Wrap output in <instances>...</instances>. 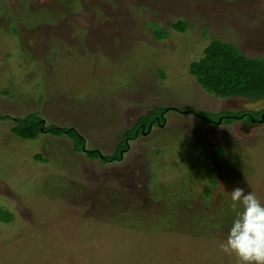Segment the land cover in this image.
Returning <instances> with one entry per match:
<instances>
[{
    "label": "rangeland",
    "instance_id": "1",
    "mask_svg": "<svg viewBox=\"0 0 264 264\" xmlns=\"http://www.w3.org/2000/svg\"><path fill=\"white\" fill-rule=\"evenodd\" d=\"M216 39L264 60V0H0V113L121 155L1 120L0 264H237L220 245L232 189L264 201V126L185 114L241 110L190 72ZM157 109H172L163 126L123 140Z\"/></svg>",
    "mask_w": 264,
    "mask_h": 264
},
{
    "label": "trees",
    "instance_id": "2",
    "mask_svg": "<svg viewBox=\"0 0 264 264\" xmlns=\"http://www.w3.org/2000/svg\"><path fill=\"white\" fill-rule=\"evenodd\" d=\"M154 26L156 27L158 38L166 39L168 37L169 33L166 29L156 24ZM172 27L177 32L185 33L189 28V24L177 22ZM190 72L206 91L219 98L244 97L254 101L264 98V60L249 58L240 53L235 45L225 43L219 39L213 40L204 50L203 56L191 63ZM163 111L162 109H157L153 112L161 114ZM185 112L199 118H209L206 114L197 110H185ZM9 119L17 122L15 132L23 139H37L42 133L54 134L56 137L66 135L69 138L81 141V147L75 148L77 153L94 154L92 159H101L103 162L121 158L120 153L119 155L117 153L113 157H101L99 151H86V148L83 150L85 139L76 129L57 125L45 128L43 120L36 113L25 118H13L12 116H5L0 113V121ZM147 119V115L142 116L134 128L127 130L123 140H133L131 138L140 137L143 124L146 125V131L149 129L151 123L156 124V116L151 121L149 120L150 122L148 123H146ZM161 122H164V119ZM42 128H44V131H42ZM131 130L137 133L132 137H128V135L131 136ZM126 147L128 148L129 145ZM207 192V190L204 191L206 198L211 196V193Z\"/></svg>",
    "mask_w": 264,
    "mask_h": 264
},
{
    "label": "clouds",
    "instance_id": "3",
    "mask_svg": "<svg viewBox=\"0 0 264 264\" xmlns=\"http://www.w3.org/2000/svg\"><path fill=\"white\" fill-rule=\"evenodd\" d=\"M230 198L233 209L241 207L220 245L222 252L235 256L237 264H264V201L243 186L233 188Z\"/></svg>",
    "mask_w": 264,
    "mask_h": 264
},
{
    "label": "flooded vegetation",
    "instance_id": "4",
    "mask_svg": "<svg viewBox=\"0 0 264 264\" xmlns=\"http://www.w3.org/2000/svg\"><path fill=\"white\" fill-rule=\"evenodd\" d=\"M242 98L244 99V102L242 103L241 110H239L236 114L224 113L222 114L223 116L220 122L217 120L205 118V117L204 118L200 117V119H202L205 123L207 122L206 125L208 126H217V125L221 126L223 123H226V124L230 123L229 125H233L234 123H237V124H240L241 129H243L244 131L248 133L254 130L255 127L264 126V105L262 108L255 107L251 110L246 109V105L248 103H255V102L264 100V98L258 99L255 101L248 99V98H244V97ZM178 112L184 113L182 112V110H178ZM185 114H188V112H185ZM163 119H164V122H161L163 121ZM226 119L231 120V122H226ZM165 122H166V119H165V114H164L163 116H160L157 118L156 124L151 123V128H154L155 126H163ZM143 131L147 132L146 125L143 126Z\"/></svg>",
    "mask_w": 264,
    "mask_h": 264
},
{
    "label": "water",
    "instance_id": "5",
    "mask_svg": "<svg viewBox=\"0 0 264 264\" xmlns=\"http://www.w3.org/2000/svg\"><path fill=\"white\" fill-rule=\"evenodd\" d=\"M263 105H264V100H261V101L255 102V103H248V104L246 105V109L251 110V109H253V108H255V107L262 108ZM174 110L178 111V109H174ZM168 111H170V109H166V110H164V112L162 113V116H163L166 112H168ZM43 123H44V125H45V121H43ZM151 129H152V128H151ZM42 131H44V128H42ZM102 156H103V155L101 154V157H102Z\"/></svg>",
    "mask_w": 264,
    "mask_h": 264
}]
</instances>
